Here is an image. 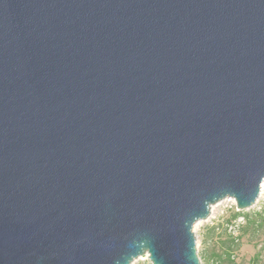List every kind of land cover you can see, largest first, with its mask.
<instances>
[{
	"label": "water",
	"instance_id": "1",
	"mask_svg": "<svg viewBox=\"0 0 264 264\" xmlns=\"http://www.w3.org/2000/svg\"><path fill=\"white\" fill-rule=\"evenodd\" d=\"M263 183L264 0H0V264H201Z\"/></svg>",
	"mask_w": 264,
	"mask_h": 264
},
{
	"label": "rangeland",
	"instance_id": "2",
	"mask_svg": "<svg viewBox=\"0 0 264 264\" xmlns=\"http://www.w3.org/2000/svg\"><path fill=\"white\" fill-rule=\"evenodd\" d=\"M262 208H264V183L256 203L243 211L250 209L260 210ZM234 211H237V208L232 199H224L212 205L210 215L206 220L194 225L193 231L196 239V248L201 264L214 263L217 260L216 255L225 257L227 250V244L225 243H228L226 240L228 232L233 231V225L235 227L243 223L242 217L229 221L230 215ZM230 222L232 226H229ZM235 235H239V233L235 231ZM249 235L251 234L241 235L239 248L232 252L234 263L264 264V230L260 229L254 238H251ZM144 258L136 259L131 264H150ZM221 263L228 264L226 260L224 262L221 261Z\"/></svg>",
	"mask_w": 264,
	"mask_h": 264
},
{
	"label": "trees",
	"instance_id": "3",
	"mask_svg": "<svg viewBox=\"0 0 264 264\" xmlns=\"http://www.w3.org/2000/svg\"><path fill=\"white\" fill-rule=\"evenodd\" d=\"M242 217L243 223L234 227L233 231H229L227 235V250L225 252V257L223 258L221 255H216L217 260L212 264H222L221 261L228 262V264H235L232 259V252L237 250L240 246L239 240L241 235L251 234L249 235L251 238H254L256 233L260 230H264V208L260 210H237L234 211L230 215L229 221L236 220L237 218ZM231 223V222H230ZM229 226H232V223ZM237 231L239 235L234 236V232ZM215 255V254H212ZM223 259V260H222Z\"/></svg>",
	"mask_w": 264,
	"mask_h": 264
},
{
	"label": "built area",
	"instance_id": "4",
	"mask_svg": "<svg viewBox=\"0 0 264 264\" xmlns=\"http://www.w3.org/2000/svg\"><path fill=\"white\" fill-rule=\"evenodd\" d=\"M262 187H263V184H262V186H261V189H262ZM229 199H230V198H229ZM232 201H233V200H232ZM233 202H234V201H233ZM234 203H235V202H234ZM144 257H145V258H144ZM141 258H142V259L144 258L145 260L149 261V259L147 258L146 255H144V256H139L137 259H141ZM135 260H136V259H135ZM135 260H134V261H135ZM149 262H150V261H149ZM150 264H151V262H150Z\"/></svg>",
	"mask_w": 264,
	"mask_h": 264
},
{
	"label": "bare ground",
	"instance_id": "5",
	"mask_svg": "<svg viewBox=\"0 0 264 264\" xmlns=\"http://www.w3.org/2000/svg\"><path fill=\"white\" fill-rule=\"evenodd\" d=\"M233 200V199H232ZM234 201V200H233ZM212 207V206H211ZM210 210H211V208H210ZM201 221H199V222H197V223H200Z\"/></svg>",
	"mask_w": 264,
	"mask_h": 264
}]
</instances>
